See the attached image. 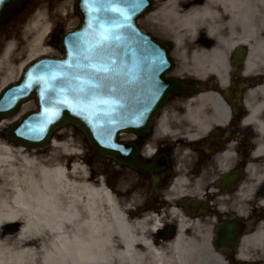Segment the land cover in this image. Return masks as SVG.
I'll list each match as a JSON object with an SVG mask.
<instances>
[{
  "label": "flooded vegetation",
  "instance_id": "af4514ba",
  "mask_svg": "<svg viewBox=\"0 0 264 264\" xmlns=\"http://www.w3.org/2000/svg\"><path fill=\"white\" fill-rule=\"evenodd\" d=\"M149 15L154 23L151 34L170 48L174 60L172 74L186 86L201 83L185 96L170 98L156 115L145 134L127 132L121 142L130 143L140 167L129 169L102 157V179L118 196L131 197L130 214L143 220L157 217L163 225L152 234L154 240L173 238L177 222L173 210L196 220L208 230L209 244L221 260H264L254 254L241 256L245 236L264 229V53L257 41L264 35L260 20L264 9L257 7L253 24L256 38L247 36L240 24L232 30L219 6V29L209 38L200 26L194 37L182 39L186 57L196 48H218L223 60L204 78L183 69L178 61L175 30L160 26L152 17L168 0H150ZM180 13L201 8L207 0H174ZM152 15V16H151ZM223 47L220 40H226ZM190 90V88H188ZM198 91L212 92L215 98L200 102L192 98ZM199 110L204 119L192 120L190 112ZM96 153L88 148L87 160ZM90 178L94 174L90 168ZM120 187L125 188L121 195ZM187 236L194 235L188 230Z\"/></svg>",
  "mask_w": 264,
  "mask_h": 264
},
{
  "label": "bare ground",
  "instance_id": "6f19581e",
  "mask_svg": "<svg viewBox=\"0 0 264 264\" xmlns=\"http://www.w3.org/2000/svg\"><path fill=\"white\" fill-rule=\"evenodd\" d=\"M216 5L226 14L229 30L240 24L247 36L256 38L253 19L257 7L264 9V0H207L201 8L185 13H180L174 0H168L151 15L156 23L175 30L173 38L179 48L180 65L197 78L213 73L223 60V53L218 48H196L186 57L181 41L186 35L193 38L200 26L206 28L209 38H214L219 29ZM260 22L264 25V12ZM51 31L45 15L36 13L24 31L25 58L16 68L17 76L32 60L51 54L44 46ZM23 38L16 39L20 45ZM220 41L223 47L230 46L228 39ZM257 46L264 53V35ZM14 48V41H9L1 51L0 90L13 83L10 58ZM192 98L203 102L215 96L206 92ZM190 116L196 122L204 119L199 110L190 112ZM3 123L6 120L0 121V126ZM50 145L57 153L42 158L39 148H16L0 139V228L9 222L22 223L13 245L0 243V264H194V260L225 264L210 247L208 230L196 220L173 210L176 235L154 240L152 234L163 225L161 218L130 220V213L120 208L100 180L97 184L89 180V172L82 164L63 161L62 157L78 155L69 139H52ZM58 152L62 156L59 159ZM188 230L194 235L187 236ZM250 250L264 257V229L243 238L240 255L250 256Z\"/></svg>",
  "mask_w": 264,
  "mask_h": 264
},
{
  "label": "snow or ice",
  "instance_id": "6c2138e0",
  "mask_svg": "<svg viewBox=\"0 0 264 264\" xmlns=\"http://www.w3.org/2000/svg\"><path fill=\"white\" fill-rule=\"evenodd\" d=\"M143 2L144 0H132V11L138 9ZM5 3L7 0H0V6ZM83 3H101L103 11L117 16L108 20L93 15L100 12L101 8H88L90 19L87 27L93 39L85 41L81 33L72 32L68 40V59L56 64L37 62L29 67L27 82L17 86V92L8 98L6 106H0V111L11 109L19 98L28 95L34 84L40 86V103L52 106L43 108L45 119L39 125L22 121L16 129V134L20 137H40L46 132V126L59 118L62 108L77 116L88 113L95 119L109 117L123 107L129 92L139 81L142 68L131 47L132 43L139 44V41H130L121 34L122 29L131 27L127 8L112 0H83ZM95 25H98V30ZM132 35L135 36L134 33ZM129 54L131 63L128 61ZM164 63L163 58H159L151 65L153 76L163 68ZM153 87L154 91H159L155 80ZM4 95L7 96V93ZM139 115L142 116L143 112Z\"/></svg>",
  "mask_w": 264,
  "mask_h": 264
},
{
  "label": "water",
  "instance_id": "95a60500",
  "mask_svg": "<svg viewBox=\"0 0 264 264\" xmlns=\"http://www.w3.org/2000/svg\"><path fill=\"white\" fill-rule=\"evenodd\" d=\"M27 1L28 0H7V3L0 6V28L8 21L13 13L21 10L24 3ZM112 2H119L122 7L127 8L130 14L131 18L128 23L131 27L122 29L121 34L130 41H139V44L132 43L131 47L135 50L136 58L142 68L139 81L129 92L128 98L124 102L123 107L118 109L111 116L102 117L100 119H95L93 115L88 113H85L84 116H77L72 114L68 109L62 108L59 118L54 123L46 126L47 130L45 133H42L40 137L27 139L16 134V129L21 122L27 120L34 125H39L42 123L43 119H45L43 116V108L52 106L51 104L42 105L40 103V86L34 84L28 95L19 98L11 109L0 111L1 119L14 114L22 103L30 99H34L36 103V110L28 112L4 130V135L8 139L24 145L43 146L47 143L54 130L62 125L69 124L85 135L88 143L96 152L113 159L117 163L125 164L130 168L135 167V151L129 144L121 143L118 140L119 133L125 131H147L160 107L168 100V98H170V96L177 94L182 95L185 92L186 87L177 79L167 76V73H169L173 67L169 55V48L160 41L155 40L150 34L141 30L137 25V19L148 11L150 0H144L140 7L135 11H132V0H112ZM90 7L101 8L100 12L93 13V15L101 18L111 20L117 16V14L103 11V5L101 3L85 5L83 0H75V11L80 17V23L76 27L59 35L58 47L61 49L62 54L60 56H41L28 64L19 81L14 84H9L1 91L0 106H6L8 98L17 92V86L27 82L26 74L31 65H34L37 62L56 64L68 59V40L70 39V34L72 32L81 33V36L85 41L93 39V36L90 34L87 27L90 19L87 9ZM94 27L98 30V25H95ZM133 33L135 34L134 37L132 35ZM159 58H163L165 63L163 68L160 71H157L153 76L151 65ZM131 59V55L129 54V63H131ZM153 80H155L159 86L158 92L154 91ZM5 92L7 93V96L4 95ZM69 99H71V97H69ZM141 112H143L142 116L139 115ZM5 227H13L11 228V231L15 232L19 229L20 224L15 225L10 223Z\"/></svg>",
  "mask_w": 264,
  "mask_h": 264
},
{
  "label": "rangeland",
  "instance_id": "374dc122",
  "mask_svg": "<svg viewBox=\"0 0 264 264\" xmlns=\"http://www.w3.org/2000/svg\"><path fill=\"white\" fill-rule=\"evenodd\" d=\"M58 10L59 14L55 13L54 11ZM38 13H43L46 17V19L51 23L52 25V33H50L45 40V47H48L51 51H54L56 49V46L52 44L54 40L57 41V39H53V33L56 29V32L61 33L64 30L71 28L74 26L78 21V15L76 14L74 10V0H30L22 9V11L16 13L14 16L11 17L9 22L1 29L0 31V54L4 47V45L7 43L8 38H15L18 39L21 37V35H24V31L28 24L33 19V16ZM140 27L151 33V28L153 27L154 23L152 22V19L149 14L144 16L139 20ZM156 27L160 28L161 24L158 22L155 24ZM14 52L10 58V62L12 63L14 67V75H12V78L10 79L12 82L18 78L16 69L19 65L20 60L24 59L25 57V46L20 45L18 40L14 41ZM1 75V74H0ZM3 75V74H2ZM35 108V103L33 100H30L26 103V106L24 108L20 109V112L16 116H10L5 118L6 123H3V125L0 126V139H5L1 134L2 130L10 124L14 119L18 118L17 116L21 114H25ZM2 121V120H1ZM53 138L56 141L62 142L67 139H69V142L72 144L73 147H75L80 154L74 157H62L59 155L58 152V159L60 157L63 158V161H76L82 164L87 170L91 168L94 178L91 180L94 184H97L99 181V175L101 174L100 164L102 162H105L102 157L98 155H94L91 157V165H88V160H85V156L87 154L88 150V144L84 137V135L74 129L71 126H63L59 130L53 133ZM11 145L13 147H18L15 144ZM42 158H47L50 156L51 152L57 153L58 150H56L53 146L47 145L42 148ZM121 195H123L125 188L120 187ZM116 200L120 206L121 209H123L125 212H129V208L132 206L131 197H122L118 196L116 197ZM130 220H133V217H129ZM7 233V232H6ZM3 232L2 228H0V243L4 244L5 246L13 245L16 235L14 233H8L6 234ZM194 264H218L215 260H194Z\"/></svg>",
  "mask_w": 264,
  "mask_h": 264
}]
</instances>
